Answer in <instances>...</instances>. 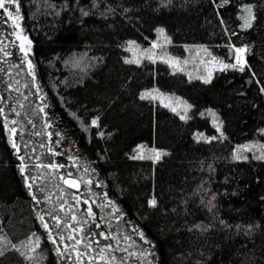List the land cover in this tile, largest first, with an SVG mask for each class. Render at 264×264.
Instances as JSON below:
<instances>
[{
	"label": "trees",
	"instance_id": "trees-1",
	"mask_svg": "<svg viewBox=\"0 0 264 264\" xmlns=\"http://www.w3.org/2000/svg\"><path fill=\"white\" fill-rule=\"evenodd\" d=\"M17 2L16 26L0 10V264H264V0ZM237 48L244 70H221Z\"/></svg>",
	"mask_w": 264,
	"mask_h": 264
},
{
	"label": "snow or ice",
	"instance_id": "snow-or-ice-1",
	"mask_svg": "<svg viewBox=\"0 0 264 264\" xmlns=\"http://www.w3.org/2000/svg\"><path fill=\"white\" fill-rule=\"evenodd\" d=\"M7 5L14 6V8H15V15H13V13L9 11ZM0 10H3V12L10 19H12L14 26H16L15 25V22L20 19V15H19V13H20V6H19L17 0H0ZM245 11L248 13V17H242V19H244V21H245L244 26L245 27H250L251 26V19L249 17H251V8H247V9H245ZM84 14L87 15L88 13H84ZM157 32L162 36L164 30L163 29H158ZM18 39L26 40L27 38L26 37H19L18 36ZM133 45H134V42H129V49L128 50H131L132 47H133ZM156 46L157 45L153 44V47H156ZM21 51H23L25 53V57H26L27 56V51H25V48H24L23 43L21 44ZM205 51H206V49H205ZM235 52L237 53V56H236V64H223L222 61H217V63H220L222 65V69L221 70H223L225 68H230V67L231 68H237L238 67V70L239 71H243L244 70L245 64H244V60H243V54L246 52V49H244V48H237V49H235ZM148 58L151 59L152 57L149 56ZM125 62L128 63V62H133V61H125ZM28 67H29V70H30V73L29 74H31L32 65L29 63L28 64ZM205 82H208V81H205ZM150 95L151 94H144V95L141 96V98L142 99H145V98H148V96H150ZM172 110L175 111V108H173ZM2 112H3V109H0V113H2ZM181 119H185V117L184 116H181ZM12 123H15V121H12ZM96 123L97 122L95 120L92 121V124L93 125H96ZM12 131H13V133L15 132L14 129ZM12 146L14 148L17 147L14 142H13V145ZM242 150H244V151L249 150V146H247V145L242 146ZM140 158H143V157H140ZM156 158L157 159L159 158V154H157ZM238 158H239V156L236 155V154H234V159H238ZM20 159L23 160V157H20ZM45 167H48V165H45ZM51 167L52 168H56L57 165H54L53 164V165H51ZM23 171H24V168L21 167V173H23ZM64 183L67 184L70 187H77V183H76L75 180L65 179L64 180ZM149 204H150V206H155V200L149 201ZM88 215L89 216H92L93 215L90 208L88 209ZM40 219H41V221H43V217L42 216L40 217ZM55 219H56V222H57V226H59V224H60L59 218L57 217ZM73 220H75V216H73ZM97 226H99V225H97ZM44 227H45L46 230L48 229V225L47 224H44ZM100 235L101 236H104L103 233H100ZM104 238L107 239L108 237H104ZM68 239L71 240V239H73V237L69 236ZM61 240H63V237H61ZM53 243H56V241L53 240ZM76 244L79 245L80 244V240H76ZM38 246H39V241H37V247ZM89 248H91L90 245H89ZM32 251H35V249L33 248ZM100 251H101V256L99 257V259L103 260L104 259V256H103L104 249L101 248ZM0 254H2V253H0ZM133 255H134V253H133Z\"/></svg>",
	"mask_w": 264,
	"mask_h": 264
},
{
	"label": "rangeland",
	"instance_id": "rangeland-1",
	"mask_svg": "<svg viewBox=\"0 0 264 264\" xmlns=\"http://www.w3.org/2000/svg\"><path fill=\"white\" fill-rule=\"evenodd\" d=\"M22 43L25 46L26 40H22ZM158 49H159L158 46L153 47V49L150 50L148 53H150L151 57H153V58L156 57L160 60L166 61L167 63L171 64L172 66H174L176 68H179L177 66L181 65L180 61H178L175 57L170 56L163 51H160L159 53H157ZM209 74L210 73L208 72V75ZM150 94H151L150 95L151 98L158 100L162 105L171 107V109L175 108V111L179 112L180 114L185 113V110H186L185 105L180 100H178L177 98L170 97L168 95H164V94L159 93V92H152Z\"/></svg>",
	"mask_w": 264,
	"mask_h": 264
},
{
	"label": "water",
	"instance_id": "water-1",
	"mask_svg": "<svg viewBox=\"0 0 264 264\" xmlns=\"http://www.w3.org/2000/svg\"><path fill=\"white\" fill-rule=\"evenodd\" d=\"M70 180H75L76 181V183H77V187H70V186H68L67 184H65L64 183V186L68 189V190H70V191H72V192H75V193H78L79 191H80V189H81V184H80V182L78 181V180H76V179H70Z\"/></svg>",
	"mask_w": 264,
	"mask_h": 264
},
{
	"label": "bare ground",
	"instance_id": "bare-ground-1",
	"mask_svg": "<svg viewBox=\"0 0 264 264\" xmlns=\"http://www.w3.org/2000/svg\"><path fill=\"white\" fill-rule=\"evenodd\" d=\"M68 179H72V178H68ZM63 184H64V182H63Z\"/></svg>",
	"mask_w": 264,
	"mask_h": 264
}]
</instances>
